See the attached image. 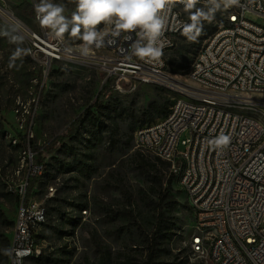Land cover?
Returning a JSON list of instances; mask_svg holds the SVG:
<instances>
[{"label": "rangeland", "instance_id": "rangeland-1", "mask_svg": "<svg viewBox=\"0 0 264 264\" xmlns=\"http://www.w3.org/2000/svg\"><path fill=\"white\" fill-rule=\"evenodd\" d=\"M25 1L32 5L39 2L0 0V9L27 27L38 29L36 16L24 18L19 13L18 7ZM50 2L64 6V15L71 18L75 0ZM215 13L223 21L222 9ZM185 14L189 18V13ZM246 17L263 23L254 14ZM219 19L205 20L203 26L213 21L212 26L217 27ZM13 35L21 36L22 43L10 42ZM201 36L189 39L181 34L176 48L166 53L168 72L174 79L186 82L187 70L202 47ZM63 38L76 47L81 43L69 33ZM17 48L24 51L9 68ZM178 65L184 67L179 73L175 72ZM105 85L108 91L102 96ZM179 97L176 91L154 85L119 95L89 60L53 62L45 75L42 63L28 55L26 38L0 17V264H8L5 250L11 248L20 202L13 191L25 181L28 191L34 183L30 195L27 191L28 198L47 209L38 241L41 255L26 264H206L190 251L194 218L177 176L172 178L169 165L139 152L134 143L136 129L145 125L141 121L150 118L146 114L148 106L153 102L171 106ZM241 112L257 114L250 110ZM79 117L84 125L77 140L48 155L45 146ZM158 119L151 118L149 124ZM104 127L105 140L99 143L96 137ZM188 136L189 132L184 133L182 139ZM87 153L93 159L89 172H84L81 161H85ZM40 160L46 166L45 172L31 177V164H39ZM171 179V193L178 201L177 209L169 216L173 232L155 245V203ZM51 186L55 188L53 195L49 192ZM85 210L86 217L82 214ZM74 230L78 233L76 244L71 239Z\"/></svg>", "mask_w": 264, "mask_h": 264}, {"label": "built area", "instance_id": "built-area-1", "mask_svg": "<svg viewBox=\"0 0 264 264\" xmlns=\"http://www.w3.org/2000/svg\"><path fill=\"white\" fill-rule=\"evenodd\" d=\"M172 3L164 13L163 54L155 61L132 54L136 33L107 36L101 47H93L104 50L105 58L83 57L79 48L64 38L55 39L41 24L38 29L25 30L28 55L42 63L45 75L53 62L89 60L118 94H131L144 85L191 92L193 105L182 103L168 115V122L135 131V148L164 163L175 159V167H170L173 175L181 161H189L187 177L179 186L184 193L193 189L192 205L188 207L194 222L205 227V235L192 238L195 249L203 253V241L213 242V257L207 262L264 264V146H260L264 128L259 120L237 116V104L241 102L264 108V9L260 0H239L233 6L231 23L222 21L219 31L205 40L201 59L189 71L191 77L206 82V89H194L179 84L168 72L167 48L177 46L183 25L190 22L181 0ZM207 6V0H198L193 9ZM248 13L263 23L247 19ZM202 99H211V106L202 108ZM215 101H223V109H213ZM187 132L189 136L182 139ZM220 134L229 136L230 143L214 149L209 141ZM240 161H248V169L243 175H235ZM39 168L40 164H31L30 176L37 177ZM27 186L25 181L16 190L10 189L20 202L8 264H17L24 254L41 255L39 248H29V238L42 205L29 201ZM208 221H215L216 229H209ZM240 242H247V250H240Z\"/></svg>", "mask_w": 264, "mask_h": 264}, {"label": "clouds", "instance_id": "clouds-1", "mask_svg": "<svg viewBox=\"0 0 264 264\" xmlns=\"http://www.w3.org/2000/svg\"><path fill=\"white\" fill-rule=\"evenodd\" d=\"M185 11L189 13V23L182 27V35L194 39L199 33L202 22L211 20L221 7L227 9L239 4V0H207V11L192 9L198 0H181ZM173 6L172 0H75V10L69 19L64 15L65 7L39 0L34 4L36 19L50 31L57 40H62L65 33L81 41L79 52L87 57L93 47H101L107 36H120L122 33H136L132 45V54L140 59L155 61L163 52L166 28L165 11ZM104 25L101 29L99 26ZM111 26V31H107ZM18 35L11 37L12 43H22ZM23 49L17 48L10 58L8 67H14ZM214 149H222L229 145L230 137L220 134L209 141ZM11 255V250H5Z\"/></svg>", "mask_w": 264, "mask_h": 264}, {"label": "bare ground", "instance_id": "bare-ground-1", "mask_svg": "<svg viewBox=\"0 0 264 264\" xmlns=\"http://www.w3.org/2000/svg\"><path fill=\"white\" fill-rule=\"evenodd\" d=\"M260 1H261V8L264 9V0H260ZM11 16H13L11 13L7 11L5 13L4 11L0 10V17L3 20L5 19L8 20L9 23L14 25L18 30L22 31L23 36H26L25 30L28 29L27 26L19 19H17L15 16L13 17ZM232 20H233V6L227 9L224 8L223 23H231ZM107 31L109 32L111 31V26L108 27ZM218 31H219V24H217V29L209 37H211L215 32ZM205 40L203 41L199 53L194 58L191 66L187 70V73L185 75L186 82L178 81L179 84H182L184 86H194V89H206V82H202V80H200L198 77H191L189 75V71L193 69L195 61H199L201 59L202 49L203 46L205 45ZM74 48H79V47L74 46ZM175 48L176 47L167 48V53L173 51ZM87 57L105 58V51L101 49L93 48ZM171 90L176 91L180 95V97L175 99L174 102L171 104L167 115L163 118L158 119L154 123L146 124L142 127H138L136 131H142V128L153 129V125H159L162 122H168V115L170 113H174L175 110L178 109L180 105H182V103L184 105H193V95L191 94V92L179 91V89H171ZM126 94H129V92H119V95H126ZM210 106H211V99H202V108H209ZM213 109H223V101L213 102ZM243 110H250L257 114L250 115L241 112ZM237 116H245L246 118H250L252 120H259L262 123V128H264V108H259L256 106V104L250 102H241V104H237ZM260 146H264V132H261ZM166 164L169 165V167H175V159H166ZM188 168H189V161H181L180 164L178 165L177 173L175 175L179 180V185L185 182ZM247 169H248V161H240L237 164V167H235V175H243ZM45 170H46V166L44 164H40L37 177H40L45 172ZM49 192L51 195H53L55 192V188L51 186L49 188ZM185 195H186L187 204L192 205L193 189H185ZM29 201H35V200L29 199ZM86 211L87 210L82 212V214L85 217H86ZM46 218H47V209L44 206H41V210L39 211V218H35V224H31L32 236H30L29 238V248L31 249L39 248L38 241L42 233L43 225L46 223ZM208 228L216 229V222L208 221ZM195 235H205V227L200 226L198 222H194V232L191 236L190 251L192 255L195 258L200 259L201 261H205L206 264H214V262H207V258L213 257V242L203 241V253H202V251L195 249V241L194 239H192L193 236ZM71 239L73 240V243L75 244L77 243L78 240L77 230L73 232ZM10 250L12 254L13 243H11ZM240 250H247V242H240ZM35 258H39V256H37V254H24L22 255L21 259H19L17 264H26L27 261ZM250 264H258V263H250Z\"/></svg>", "mask_w": 264, "mask_h": 264}, {"label": "trees", "instance_id": "trees-1", "mask_svg": "<svg viewBox=\"0 0 264 264\" xmlns=\"http://www.w3.org/2000/svg\"><path fill=\"white\" fill-rule=\"evenodd\" d=\"M19 13L24 17V18H34L36 16L35 11H34V5L30 4L29 2L25 1L23 2L19 7H18ZM214 19H219L218 14H214L212 20ZM220 22H222V19H219ZM212 24H214L213 21H210ZM204 22H202V27L199 31V33L196 36H201V40L199 41V45L203 44V41L207 39L216 29V26H212L210 24L209 26H203ZM175 63V59H172V64ZM184 69L183 65H178L175 72L179 73ZM108 91V86L105 85L101 91V95H105ZM169 104H164L160 105L158 103H151L147 110L146 114L149 115V119L145 118L141 122L143 124H149V120L151 118L157 117V118H163L167 115L169 112ZM113 121H116V119H113ZM84 121L79 117L75 119L73 122L69 124V126L58 136H56L50 143H48L45 146V152L48 155H52L54 153H57L61 147H66L69 142H74L77 140L79 135L81 134V130L83 128ZM114 126V125H113ZM107 127L101 128L98 136L96 137L99 143H103L105 140V137L103 136L104 132H106ZM93 159V155L90 153H87L85 155V161H81V164L83 166V171H88L91 168V160ZM43 160L39 161V164H42ZM174 178V175L173 177ZM171 183L172 179L169 181V186L164 189L162 193L159 194V202L155 203L157 206L158 210V224L156 226V231L154 234V243L155 245L158 244V242L162 243L168 237L171 235L173 232V225H172V220L169 219V216L172 215V213L177 209L178 207V201L175 198V196L171 193ZM34 183L32 182L29 186V191L28 195H30L32 189H33ZM168 216V217H167ZM75 231V230H74ZM74 231H71V235L73 234ZM154 246V245H153ZM154 254V248L151 249L150 252V261H152V255ZM8 260L9 256L7 255ZM38 259V258H35ZM34 260V259H31ZM127 264H134L131 262H128ZM147 264H151V262H147Z\"/></svg>", "mask_w": 264, "mask_h": 264}, {"label": "water", "instance_id": "water-1", "mask_svg": "<svg viewBox=\"0 0 264 264\" xmlns=\"http://www.w3.org/2000/svg\"><path fill=\"white\" fill-rule=\"evenodd\" d=\"M0 10L4 11V12L6 13L5 10H3V9H0ZM11 17H13V16H11ZM5 21H6L7 23H9L8 20L5 19ZM9 24H10V25H11L16 31H18L20 34L23 35L22 31L18 30V29H17L14 25H12L11 23H9Z\"/></svg>", "mask_w": 264, "mask_h": 264}]
</instances>
